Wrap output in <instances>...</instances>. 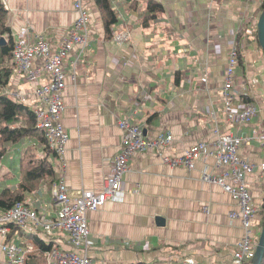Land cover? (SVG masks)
I'll return each instance as SVG.
<instances>
[{
  "label": "crops",
  "instance_id": "crops-1",
  "mask_svg": "<svg viewBox=\"0 0 264 264\" xmlns=\"http://www.w3.org/2000/svg\"><path fill=\"white\" fill-rule=\"evenodd\" d=\"M74 1L7 0L8 24L16 41L32 28L49 34L53 47H58L78 18ZM110 1L118 13L113 34H106L95 0H83L90 17L89 43L83 52L75 45L63 62L67 78L62 124L69 135L65 171L52 149L48 155L41 143L24 139L12 144L20 145L19 149L23 145L24 152L17 158L16 150L12 163H7L18 164V178L12 180L17 183L10 187L19 186L20 160L32 146L36 153L40 150L39 157L54 164L57 178L63 177L71 190L99 191L112 171L113 157L121 151L123 133L118 119L141 125L148 140L171 132L174 139L170 145L133 155L123 176V190L99 209L87 212L94 240L90 250L93 263L162 264L186 256L228 263L245 232L241 220L230 217L238 205L221 186L201 179L205 168L220 174L228 167H218L212 156L199 159L190 170L162 162L167 156H182L194 143L214 141L216 129L251 133V125L236 128L227 121L221 96L228 53L240 33L235 96L258 106L255 124L264 128V50L257 30L264 0H154L163 6L156 18L147 10L150 0ZM33 64L41 66L42 60ZM39 79L48 83L50 76L41 74ZM35 90L36 85L15 69L1 93L29 107L33 104L30 108L35 111L44 105ZM238 154L258 165L260 143L252 140L240 147ZM11 177V172L4 174L0 190L8 186L6 180ZM246 181L253 204L262 209L254 222L259 237L264 171L257 167ZM55 186L52 191L40 187L27 194L24 202L55 217ZM206 205L209 211L203 209ZM23 229L25 235L18 230L6 241L26 247L27 238L34 233L44 238L39 234L41 228L36 232ZM51 237L61 250L73 251L65 232L56 231ZM4 241L0 234V264H6L1 250Z\"/></svg>",
  "mask_w": 264,
  "mask_h": 264
},
{
  "label": "built area",
  "instance_id": "built-area-1",
  "mask_svg": "<svg viewBox=\"0 0 264 264\" xmlns=\"http://www.w3.org/2000/svg\"><path fill=\"white\" fill-rule=\"evenodd\" d=\"M74 8L78 12V18L58 47H53L49 34L39 33L31 28L27 30L26 37L16 41L13 50L16 69L25 74V79L29 83L36 85L35 93L44 103L35 110L37 126L44 130L49 147L61 160L64 171L69 135L62 124V114L65 109L63 90L66 87L67 78L63 62L75 45L79 44L81 46L79 51H84L89 43L91 29L89 13L84 7L83 0H75ZM36 59L42 60L41 66L33 64ZM238 65L239 50L235 43L228 53L224 85L221 89L224 114L227 121L236 128L251 125V133L235 134L230 131L223 133L216 129L217 137L214 141L194 143L184 151L182 156H167L162 163L172 166L183 165L190 170L195 167L199 159H208L212 156L218 167L227 166L228 169L220 174H213L205 168L201 179L204 183L221 186L233 197L238 210L234 211L231 217L241 220L245 228L244 235L236 244L228 263L220 260L198 261L192 256H186L174 258L169 263L162 264H250L255 256L258 236H256L254 222L260 218L262 209L253 204L246 177L257 167L264 171V128L255 124L260 111L258 106L253 102L239 101L235 96ZM41 74L50 76V81L40 83ZM118 125L123 133L121 151L113 157L112 171L105 178L101 190H71L62 177L54 188V197L60 203L55 217H49L44 211L19 201L10 209L0 211V234L4 238H9L12 225L29 229L32 225H37L48 234L65 230L70 235L72 246L79 252L64 251L53 246L52 254L48 255V264H93L90 250L94 246V240L91 237L87 212L99 209L123 190V176L130 168L129 162L133 155L147 149L168 146L174 139L171 132H163L156 139L148 140L145 138L144 128L130 119L120 118ZM252 140L258 141L261 147V161L258 165L238 154L240 147L249 144ZM203 209L209 211L207 205ZM2 249L6 254L7 264H25L26 256L32 248L29 246L23 250L14 244L5 243Z\"/></svg>",
  "mask_w": 264,
  "mask_h": 264
},
{
  "label": "trees",
  "instance_id": "trees-1",
  "mask_svg": "<svg viewBox=\"0 0 264 264\" xmlns=\"http://www.w3.org/2000/svg\"><path fill=\"white\" fill-rule=\"evenodd\" d=\"M95 2L100 10L106 34L111 36L113 34L112 27L118 22V13L113 9L110 0H95ZM263 9L264 1L259 7L260 11ZM147 10L151 14V18H156L163 11V6L157 1L150 0L148 1ZM8 19L9 12L6 8V3L0 0V90H5L16 69L13 57L16 39L8 24ZM241 36L242 33L236 36L239 59L241 56L239 41ZM244 101L247 100L244 99ZM29 138L41 143L42 149L48 155L53 153L44 130L37 126L35 111L25 102L14 99L6 93H0V156L8 151L7 146L9 144H16ZM19 165L21 169L19 186L17 188L5 186V188L0 190V211L10 209L17 202L24 201L27 194L38 190L40 187L47 186L52 191L59 181L54 164L47 157H39L32 146L26 150ZM263 221L264 217L262 218L261 226H263ZM18 230L25 235L23 227L18 225H12L11 234L16 233ZM34 235L33 237L28 235L32 241L27 238L32 245L33 251L26 256L25 264H47V254L55 246L54 238L50 236V240L47 241L35 233ZM262 264H264V259Z\"/></svg>",
  "mask_w": 264,
  "mask_h": 264
},
{
  "label": "rangeland",
  "instance_id": "rangeland-1",
  "mask_svg": "<svg viewBox=\"0 0 264 264\" xmlns=\"http://www.w3.org/2000/svg\"><path fill=\"white\" fill-rule=\"evenodd\" d=\"M2 89L0 90V93H1ZM11 96V95H10ZM14 97V96H12ZM15 98V97H14ZM30 107H34L33 104L29 103ZM18 146L20 145H9V148H8V151L7 153L0 157V181L3 182L5 180L4 178V174H6L7 172H11L12 173V177L9 179L6 180V183L8 184V186H15V184L17 183L16 181H12L13 178L17 179L18 178V164L16 162V164L14 165H7V163H9L11 161H13V157H14V152H16V150H19V153H15L16 157L18 158L23 152H24V146L22 145L20 147V149L18 148ZM38 154H40V150L37 151ZM15 175V176H13ZM2 187V186H1ZM22 227V226H21ZM23 228H28V227H23ZM36 228H41L40 226H37V225H32L31 226V229L34 230V232H36L38 229ZM43 230V229H42ZM40 230L39 231V234L41 236H43L47 241L50 240V235L45 231V230ZM73 248V251L75 252H79L78 249L74 248L73 246H71ZM33 251V249H31L29 252Z\"/></svg>",
  "mask_w": 264,
  "mask_h": 264
},
{
  "label": "water",
  "instance_id": "water-1",
  "mask_svg": "<svg viewBox=\"0 0 264 264\" xmlns=\"http://www.w3.org/2000/svg\"><path fill=\"white\" fill-rule=\"evenodd\" d=\"M257 30H258L259 43L264 50V9L261 11V14L259 16ZM263 259H264V221H263L261 233L258 238L256 253L250 264H262Z\"/></svg>",
  "mask_w": 264,
  "mask_h": 264
},
{
  "label": "bare ground",
  "instance_id": "bare-ground-1",
  "mask_svg": "<svg viewBox=\"0 0 264 264\" xmlns=\"http://www.w3.org/2000/svg\"><path fill=\"white\" fill-rule=\"evenodd\" d=\"M53 194L55 195V191H54V190H53ZM55 201H56V203H57V206H59L60 203H59L56 199H55ZM232 213H233V212H232ZM232 213L230 214V217H231ZM243 226H244V225H243ZM244 229H245V228H244ZM60 231H61V232H65V233L67 234V236H68V240H69V243L71 244L69 233H68L67 231H65V230H60ZM55 233H56V232L53 231V232L49 233V235H50V236H53ZM3 238H4V237H3ZM4 240H5V241L1 244V250H2V251H3V249H2V245L5 244V243H8V244H14V245L20 247V248L23 249V250H26L27 247H29V246L31 247V246H32L31 243H28L26 247H21V246L18 245V244L7 242V241H6V238H4ZM71 245H72V244H71ZM52 252H53V248L48 252V255H49V254H52ZM3 253H4V251H3ZM4 254H5V253H4ZM5 256H6V254H5ZM6 264H7V257H6ZM93 264H94V263H93Z\"/></svg>",
  "mask_w": 264,
  "mask_h": 264
}]
</instances>
